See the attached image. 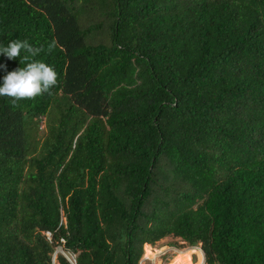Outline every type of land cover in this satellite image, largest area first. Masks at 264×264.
Wrapping results in <instances>:
<instances>
[{
	"label": "trees",
	"instance_id": "trees-1",
	"mask_svg": "<svg viewBox=\"0 0 264 264\" xmlns=\"http://www.w3.org/2000/svg\"><path fill=\"white\" fill-rule=\"evenodd\" d=\"M15 39L58 83L0 97V264H264V0H0Z\"/></svg>",
	"mask_w": 264,
	"mask_h": 264
},
{
	"label": "clouds",
	"instance_id": "clouds-1",
	"mask_svg": "<svg viewBox=\"0 0 264 264\" xmlns=\"http://www.w3.org/2000/svg\"><path fill=\"white\" fill-rule=\"evenodd\" d=\"M56 39L47 42V53L51 54L57 47ZM25 55L20 59L23 67H18L3 77L0 85V97H9L15 104L20 100L34 99L45 93L52 95V89L58 83V73L54 67L47 64L42 59H37L41 53L45 52V46H33L27 39L10 40L7 46L0 45V54L9 60L21 57V52ZM0 67L6 66L0 65ZM65 255V253H62ZM67 258L70 257L68 255ZM70 260V259H69ZM55 264V262H54Z\"/></svg>",
	"mask_w": 264,
	"mask_h": 264
},
{
	"label": "rangeland",
	"instance_id": "rangeland-1",
	"mask_svg": "<svg viewBox=\"0 0 264 264\" xmlns=\"http://www.w3.org/2000/svg\"><path fill=\"white\" fill-rule=\"evenodd\" d=\"M45 128L46 119L44 118V121L40 126L41 133L37 136L38 139L43 136ZM199 248L201 249L200 245L191 247L186 242L182 241L181 238L168 236L153 245L145 244L144 254L140 261V264H172L175 260H177L178 256H180L181 254H186L187 252L191 253L189 259L185 261L184 264H206L204 252L202 254ZM59 253H65L61 247L57 248V251L54 255L55 264H58L56 258L57 254ZM65 255H68L71 259L74 260V257L72 255L66 253Z\"/></svg>",
	"mask_w": 264,
	"mask_h": 264
},
{
	"label": "bare ground",
	"instance_id": "bare-ground-1",
	"mask_svg": "<svg viewBox=\"0 0 264 264\" xmlns=\"http://www.w3.org/2000/svg\"><path fill=\"white\" fill-rule=\"evenodd\" d=\"M192 249V248H191ZM194 249V248H193ZM200 249V248H199ZM192 251V250H191ZM200 251L203 254V251L200 249ZM191 253V252H190ZM190 253L187 252L186 254H181L178 256L177 260H175L172 264H184L185 261H187L190 257Z\"/></svg>",
	"mask_w": 264,
	"mask_h": 264
},
{
	"label": "built area",
	"instance_id": "built-area-1",
	"mask_svg": "<svg viewBox=\"0 0 264 264\" xmlns=\"http://www.w3.org/2000/svg\"><path fill=\"white\" fill-rule=\"evenodd\" d=\"M69 259H70V261L72 262V264H76L75 261H74L75 259H74V260L71 259V258H69Z\"/></svg>",
	"mask_w": 264,
	"mask_h": 264
},
{
	"label": "crops",
	"instance_id": "crops-1",
	"mask_svg": "<svg viewBox=\"0 0 264 264\" xmlns=\"http://www.w3.org/2000/svg\"><path fill=\"white\" fill-rule=\"evenodd\" d=\"M150 245H152V244H150Z\"/></svg>",
	"mask_w": 264,
	"mask_h": 264
},
{
	"label": "water",
	"instance_id": "water-1",
	"mask_svg": "<svg viewBox=\"0 0 264 264\" xmlns=\"http://www.w3.org/2000/svg\"><path fill=\"white\" fill-rule=\"evenodd\" d=\"M67 257V256H66Z\"/></svg>",
	"mask_w": 264,
	"mask_h": 264
}]
</instances>
